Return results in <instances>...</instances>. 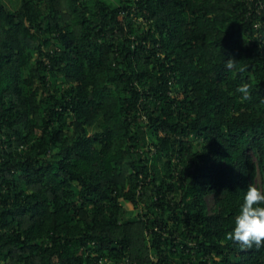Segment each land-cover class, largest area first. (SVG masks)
<instances>
[{
    "label": "trees",
    "instance_id": "trees-1",
    "mask_svg": "<svg viewBox=\"0 0 264 264\" xmlns=\"http://www.w3.org/2000/svg\"><path fill=\"white\" fill-rule=\"evenodd\" d=\"M19 1L0 0V264H264L227 239L264 190V0Z\"/></svg>",
    "mask_w": 264,
    "mask_h": 264
},
{
    "label": "clouds",
    "instance_id": "clouds-1",
    "mask_svg": "<svg viewBox=\"0 0 264 264\" xmlns=\"http://www.w3.org/2000/svg\"><path fill=\"white\" fill-rule=\"evenodd\" d=\"M225 66L228 69L233 68L234 61L227 60ZM235 91L240 94L241 101L250 99L251 93L247 84L237 87ZM227 239L241 247L264 246V190L254 185L247 187L234 227L227 234Z\"/></svg>",
    "mask_w": 264,
    "mask_h": 264
},
{
    "label": "rangeland",
    "instance_id": "rangeland-1",
    "mask_svg": "<svg viewBox=\"0 0 264 264\" xmlns=\"http://www.w3.org/2000/svg\"><path fill=\"white\" fill-rule=\"evenodd\" d=\"M3 5L8 8L10 11H15L19 7V0H1ZM110 1L111 3H117V0H107ZM128 209L131 210V208L127 207Z\"/></svg>",
    "mask_w": 264,
    "mask_h": 264
}]
</instances>
